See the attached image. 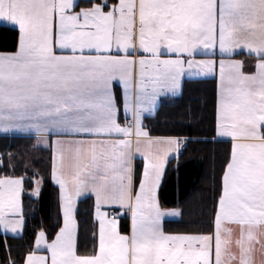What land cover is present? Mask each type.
Here are the masks:
<instances>
[{
  "label": "snow or ice",
  "instance_id": "1",
  "mask_svg": "<svg viewBox=\"0 0 264 264\" xmlns=\"http://www.w3.org/2000/svg\"><path fill=\"white\" fill-rule=\"evenodd\" d=\"M65 2L70 3L64 9L68 19L60 27L53 14L49 40L42 13L45 0H0V26L14 30L18 37L14 51H0V136L43 138L35 147L47 151L49 178L58 191L62 226L51 242L61 241L59 259L53 261L51 250H46L45 264H119L113 259L116 238L125 245L134 240L141 251L147 247L175 251L171 237L211 236L215 245L220 229L231 223L229 217L239 204L246 196L258 194L248 182V153L237 146L242 136L234 117L240 97L223 60L239 51L235 43L241 36L264 41V0H149L160 15L149 17L146 27L149 31L162 28L164 39L153 44L145 36L144 47H128L122 41L113 46L110 41L106 49L84 35L89 30L95 33L98 20L84 15L73 20L70 13L79 12V0ZM89 55L130 60L131 72L124 64L93 63L86 59ZM213 78L217 83L210 137L154 134L145 124L146 118H155L162 107L172 104L184 105L182 119L203 123L206 118L196 115L203 109L193 108L185 98L195 90L190 86ZM260 130L264 139V124ZM189 143H230V148L221 162L219 184L212 178V210L206 228L169 234L165 218L183 213L162 208L159 193L170 161L178 160ZM4 155L0 154V169L5 167ZM7 166L15 172V167ZM178 168L177 164L173 169L177 182ZM27 179V175L0 173V235L8 264L15 261L7 237L19 238L23 221L17 228L7 218L24 217V197L38 203L43 191V182L37 185L34 175L26 189ZM104 190L121 198L130 193L131 201L127 205L99 203L98 193ZM89 197L95 243L81 252L78 205ZM122 216L129 219L127 232L121 230ZM37 251L26 254L24 264ZM140 264L185 262L160 255ZM223 264H231V257L226 256ZM241 264L247 261L242 259Z\"/></svg>",
  "mask_w": 264,
  "mask_h": 264
},
{
  "label": "crops",
  "instance_id": "2",
  "mask_svg": "<svg viewBox=\"0 0 264 264\" xmlns=\"http://www.w3.org/2000/svg\"><path fill=\"white\" fill-rule=\"evenodd\" d=\"M105 4L108 5L106 10ZM66 7L70 8V3H66L65 0H45L42 13L49 40L53 14L57 15L59 26L63 27L68 19L64 11ZM70 15L73 20L78 15H84L86 18L95 17L98 20L95 33L89 30L84 35L95 40L102 49H106L110 41L113 42V46L122 41L128 47L133 45L144 47L145 36L153 44L163 40L165 36L162 28L149 31L146 27L149 17L155 19L160 15L159 9L151 5L149 0H119V2L102 0L100 3L92 4ZM134 36L135 40H133ZM235 47L239 51L234 56L225 57L223 64L226 69L231 70L238 87L240 103L234 119L236 129L242 139L237 146L248 153L249 158L245 165L249 173L248 182L253 187L254 193L258 194L246 196L243 203L239 204L229 217L231 223L220 229L221 235L217 237L215 245L211 236L171 237L173 244L176 245L175 251L155 247H147L141 251L134 240L125 245L120 238H116L113 259L119 264H124L125 261H128V264H132L133 261L140 264L141 261H151L160 255L168 256L170 260H183L185 264H217V261L223 264L226 256L231 257V264H241L242 259L246 260L247 264H264V139L260 138L262 136L260 125L264 124V41L241 36L236 41ZM238 55L241 56L236 57ZM86 59L100 65L124 64L131 72L130 60L123 61L107 55H89ZM254 65L255 71H253ZM216 83L215 79V90ZM174 106L175 104L164 106L160 111L171 109ZM42 142L43 138L40 141L36 139V144ZM130 201V193L122 198L109 196L108 190L98 193L99 203L127 205ZM15 211H19L18 200ZM99 215L103 217L102 213ZM178 218H165L164 222ZM7 220L18 228L23 217L12 216ZM113 233H115V227H113ZM9 236L12 235L9 234ZM60 245L59 238L49 243L45 235L39 233L35 240L34 250L40 251H37L38 255L33 254L28 257V264H45L46 255H48L46 250H51L53 261L58 260L57 253Z\"/></svg>",
  "mask_w": 264,
  "mask_h": 264
},
{
  "label": "trees",
  "instance_id": "3",
  "mask_svg": "<svg viewBox=\"0 0 264 264\" xmlns=\"http://www.w3.org/2000/svg\"><path fill=\"white\" fill-rule=\"evenodd\" d=\"M102 0H80V9H86L92 4ZM17 33L7 26H0V51H14L17 47ZM238 55L236 57H240ZM193 91L186 94L185 102L191 103L193 108L203 109L197 117L203 116V123L198 119L184 120L185 108L183 104H175L168 110L159 111L155 118H146L145 124L151 127L154 134L171 133L181 138L192 136L194 139L203 140L210 137L212 132V112L215 98V79L205 83L190 86ZM190 97V100H189ZM201 101V103H195ZM206 103V107H205ZM191 123V128L187 125ZM184 124L185 127H180ZM176 125V127H172ZM36 139L25 136H0V154L4 155L5 167L0 173L7 172L16 176L27 175L25 187L32 186L31 177H36L37 185L43 182V191L39 202L24 197L23 232L19 238L7 237V247L10 257L15 264H23L26 254L34 250V240L39 233H43L47 242H51L61 226V216L58 209V191L49 178L48 153L38 150ZM230 148V143H189L182 150L178 160H171L168 172L164 178L162 190L159 193L160 203L164 209H177L183 213L174 221L164 222V229L169 234H188L206 228L211 210L212 196L210 189L213 187V177L219 184L220 166L225 150ZM178 168L179 180L177 182ZM7 165L15 167L11 173ZM25 169L27 172L25 173ZM36 209V211H33ZM203 213V215H202ZM93 200L89 197L78 205V221L80 224L79 250H91L95 241L92 238L93 229ZM128 218L121 217L122 232L128 231ZM0 264H8L4 237L0 235Z\"/></svg>",
  "mask_w": 264,
  "mask_h": 264
}]
</instances>
